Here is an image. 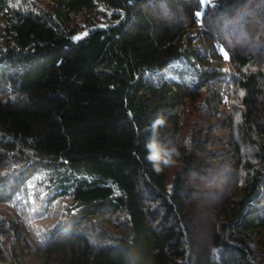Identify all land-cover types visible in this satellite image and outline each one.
<instances>
[{
	"label": "trees",
	"instance_id": "16d2710c",
	"mask_svg": "<svg viewBox=\"0 0 264 264\" xmlns=\"http://www.w3.org/2000/svg\"><path fill=\"white\" fill-rule=\"evenodd\" d=\"M263 238L264 0H0V264H264Z\"/></svg>",
	"mask_w": 264,
	"mask_h": 264
},
{
	"label": "rangeland",
	"instance_id": "374dc122",
	"mask_svg": "<svg viewBox=\"0 0 264 264\" xmlns=\"http://www.w3.org/2000/svg\"><path fill=\"white\" fill-rule=\"evenodd\" d=\"M207 3H210V0H201V4H202V6L204 7ZM74 21H78V23L80 24V25H82V28H80L79 30H78V32L76 33V36H81V35H83L84 33H86V31H87V29L92 25V22H86V21H84V20H82V19H79V18H76V19H74ZM96 24H104L105 22H104V20H103V18H102V20L100 19V17H97L96 18V22H95ZM10 95V94H9ZM7 95V96H5L3 99L4 100H6V99H8L9 97L10 98H12V97H17L18 96V94L17 93H15V94H12V95ZM26 188H29L30 189V194H32V193H38L37 192V190H38V186L36 185V184H28V186H26ZM32 198H33V196L32 195H30ZM31 198V199H32ZM35 207H38V204L36 203V200H31L30 201V205H28L26 208H25V210H24V217L27 219V221L28 222H32V225H34V224H37V225H40V224H50V219L49 218H47L46 220L44 219V218H42V213L40 214V215H38V216H34L33 214H34V208ZM58 215H59V213H58ZM57 214H56V217L58 216ZM40 218H41V221H40ZM35 220H37L38 222H35L34 224H33V221H35ZM54 222V220H52L51 221V223H53ZM264 239V238H263ZM258 247H260V246H258Z\"/></svg>",
	"mask_w": 264,
	"mask_h": 264
}]
</instances>
